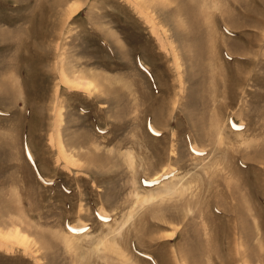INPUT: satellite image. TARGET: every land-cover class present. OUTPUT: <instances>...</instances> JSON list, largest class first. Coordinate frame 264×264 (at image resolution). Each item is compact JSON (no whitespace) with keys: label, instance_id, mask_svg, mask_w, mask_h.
<instances>
[{"label":"rangeland","instance_id":"374dc122","mask_svg":"<svg viewBox=\"0 0 264 264\" xmlns=\"http://www.w3.org/2000/svg\"><path fill=\"white\" fill-rule=\"evenodd\" d=\"M0 264H264V0H0Z\"/></svg>","mask_w":264,"mask_h":264},{"label":"bare ground","instance_id":"6f19581e","mask_svg":"<svg viewBox=\"0 0 264 264\" xmlns=\"http://www.w3.org/2000/svg\"><path fill=\"white\" fill-rule=\"evenodd\" d=\"M182 191H183V190H182ZM172 193H174V192H172ZM16 234H17V233H16ZM16 234H15V235H16Z\"/></svg>","mask_w":264,"mask_h":264}]
</instances>
